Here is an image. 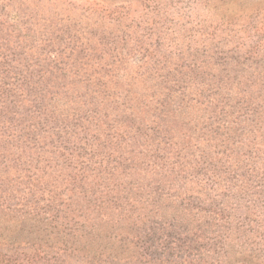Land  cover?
<instances>
[{
	"label": "trees",
	"instance_id": "1",
	"mask_svg": "<svg viewBox=\"0 0 264 264\" xmlns=\"http://www.w3.org/2000/svg\"><path fill=\"white\" fill-rule=\"evenodd\" d=\"M16 65L0 58L1 237L13 232L17 214L4 203L19 199L30 210L16 215L21 228L15 233L39 236L47 249L51 242L72 258L83 253L117 264L133 263L141 255L149 264L180 253L178 246L155 255L152 238L139 229L160 228L147 213L128 214V205L153 204L144 191L134 190L117 170L96 176L101 163L91 157L99 149H119L125 161L138 163L136 171H142L144 160L155 161L149 167L158 168L154 173L162 170L161 179L172 186L183 172L193 174L181 180L187 198L181 201L210 217L194 262L264 264V217L252 218L254 210L264 207V92L244 91L241 85L250 83L240 82L237 91L223 94L224 103L216 98L217 105L212 100L198 108L199 101L187 96L190 105L173 101L153 113L114 103L109 107L103 93L92 87L81 93L83 82L94 81L90 75L71 79L54 92L48 90V77L22 72ZM254 76L256 89L264 76ZM148 178L154 180L151 174ZM176 256L183 261V255Z\"/></svg>",
	"mask_w": 264,
	"mask_h": 264
},
{
	"label": "rangeland",
	"instance_id": "2",
	"mask_svg": "<svg viewBox=\"0 0 264 264\" xmlns=\"http://www.w3.org/2000/svg\"><path fill=\"white\" fill-rule=\"evenodd\" d=\"M0 58L18 62L15 67L22 72L48 77V90L54 92L71 79L90 75L95 79L83 82L81 93L92 87L103 93L109 107L114 103L155 113L173 101L190 105L187 96H192L198 108H204L203 102H223V94L237 91L240 82L250 83L241 85L242 90H258L263 96V80L256 89L253 80L254 75L264 76V68H259L264 66V0H0ZM121 153L99 149L91 157L101 163L96 176L117 170L134 190L144 191L153 204L128 205V214L147 213L160 228L139 229L152 238L155 255L178 246L181 252L176 254L183 255V261L175 254L149 264H197L195 255L205 241L210 217L181 201L187 200L181 180L193 174L183 172L172 186L161 179L162 170L154 173L158 168L149 167L155 161L144 160L139 172L138 163L125 161ZM167 198L169 202H161ZM174 200L178 204L171 203ZM4 205L17 214L13 232L3 237L0 233V264H114L98 255L72 258L51 242L47 249L39 236H19L16 215L30 210L27 201ZM253 214L254 219L264 217V207ZM143 258L137 255L133 263L117 264H146Z\"/></svg>",
	"mask_w": 264,
	"mask_h": 264
}]
</instances>
